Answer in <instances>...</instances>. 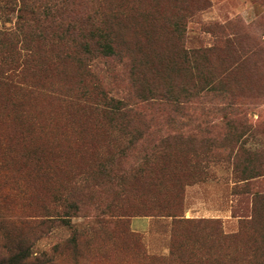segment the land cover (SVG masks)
Wrapping results in <instances>:
<instances>
[{"label":"rangeland","instance_id":"obj_1","mask_svg":"<svg viewBox=\"0 0 264 264\" xmlns=\"http://www.w3.org/2000/svg\"><path fill=\"white\" fill-rule=\"evenodd\" d=\"M17 21L0 262L263 264L264 176L242 178L264 173V0H16Z\"/></svg>","mask_w":264,"mask_h":264},{"label":"trees","instance_id":"obj_2","mask_svg":"<svg viewBox=\"0 0 264 264\" xmlns=\"http://www.w3.org/2000/svg\"><path fill=\"white\" fill-rule=\"evenodd\" d=\"M14 4L16 5V0H2V5H0V10L2 12L11 13L12 11H14ZM23 5H24V2L22 4V6L18 7V10H17V16H19L20 18H21V12L28 11L27 9H24V11H23ZM16 23H18V26H20V29H18L17 26H16L14 28V30H16V31H13V30H11V28H8V29H4L6 31H0V33L6 34L5 36H9V37L14 36V34L16 36V32L22 34L23 31L21 29L23 28V26L20 24L19 21H17ZM104 51H106V53L107 52L108 53L112 52L111 46L108 45V44L105 45L104 46ZM196 52H199V51H196ZM31 53H32L31 51L28 52V53H24V54L21 53V52H19V53L17 52V57L20 58V59L21 58H26V57H32ZM20 62L21 63L18 66H16V65L14 66L13 65V66H10L9 68H6L4 70H0V78L1 79H9L11 74H14V73H16L15 75L20 74L23 71V67L25 66V62L26 61L22 59V60H20ZM6 63H10V59ZM22 74H23V72H22ZM259 151H264V149H260ZM262 175L264 176V173H259V174L253 175V176H245L242 179L243 180H248V179L253 178V177L259 178ZM260 182L263 183V180H261ZM251 199H252V201H254V203H253L254 205H253V208H251V214L247 215V217H249V220L260 221V222H258V226H262V230H260L259 235H260L262 241H264V192L263 191H261V192H259V191L253 192ZM258 201H263L262 209L260 211H258V213L256 214V217H254V211H255V207H256L255 204ZM245 220H247V219H245ZM0 264H7V263L6 262H0ZM263 264H264V254H263Z\"/></svg>","mask_w":264,"mask_h":264},{"label":"crops","instance_id":"obj_3","mask_svg":"<svg viewBox=\"0 0 264 264\" xmlns=\"http://www.w3.org/2000/svg\"><path fill=\"white\" fill-rule=\"evenodd\" d=\"M192 214H188L186 217H191ZM201 217H219V216H201ZM151 223H152V218L148 217V216H136V217H132L131 221H130V225L132 227L133 230L144 233V234H148L150 228H151ZM154 250L152 251H156L155 248H153ZM160 251V250H157ZM165 251V250H164Z\"/></svg>","mask_w":264,"mask_h":264}]
</instances>
